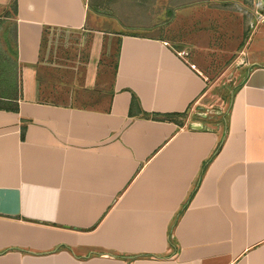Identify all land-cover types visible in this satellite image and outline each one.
Returning a JSON list of instances; mask_svg holds the SVG:
<instances>
[{"label": "crops", "instance_id": "crops-1", "mask_svg": "<svg viewBox=\"0 0 264 264\" xmlns=\"http://www.w3.org/2000/svg\"><path fill=\"white\" fill-rule=\"evenodd\" d=\"M13 1L0 0V264H264L261 50L211 125L189 116L207 78L170 39L97 29L110 20L92 0ZM90 29L80 89L48 78L45 32Z\"/></svg>", "mask_w": 264, "mask_h": 264}, {"label": "rangeland", "instance_id": "rangeland-1", "mask_svg": "<svg viewBox=\"0 0 264 264\" xmlns=\"http://www.w3.org/2000/svg\"><path fill=\"white\" fill-rule=\"evenodd\" d=\"M99 2L110 21L96 24L97 29L170 39L174 49L206 76L208 87L189 111L193 120L206 117L211 125L221 123L232 94L251 68L249 55L257 49L264 54V0H92L91 7ZM150 19L159 23V29L139 30ZM92 31L45 32L48 78L67 75L70 81L74 76L72 82L80 89ZM113 67L114 62L110 69L102 66V74L110 76Z\"/></svg>", "mask_w": 264, "mask_h": 264}, {"label": "trees", "instance_id": "trees-1", "mask_svg": "<svg viewBox=\"0 0 264 264\" xmlns=\"http://www.w3.org/2000/svg\"><path fill=\"white\" fill-rule=\"evenodd\" d=\"M17 4H16V1L14 0L13 1V4H12V9H13V12H16L17 11ZM237 91V90H236ZM235 96V92H234V94L232 95V97H234ZM231 97V98H232ZM135 103V100L133 101V103L132 104H134ZM227 113L224 115V117H223V119L221 120V123H225V121H226V119H227ZM176 117H179V116H177V115H171V116H167V119H169V120H174Z\"/></svg>", "mask_w": 264, "mask_h": 264}, {"label": "built area", "instance_id": "built-area-1", "mask_svg": "<svg viewBox=\"0 0 264 264\" xmlns=\"http://www.w3.org/2000/svg\"><path fill=\"white\" fill-rule=\"evenodd\" d=\"M185 55V54H184ZM180 56H182L183 57V53L182 54H180Z\"/></svg>", "mask_w": 264, "mask_h": 264}]
</instances>
